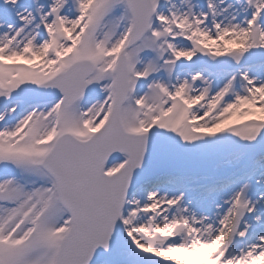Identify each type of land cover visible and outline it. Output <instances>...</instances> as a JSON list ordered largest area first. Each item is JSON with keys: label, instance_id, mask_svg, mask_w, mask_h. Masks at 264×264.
I'll return each mask as SVG.
<instances>
[{"label": "snow or ice", "instance_id": "6c2138e0", "mask_svg": "<svg viewBox=\"0 0 264 264\" xmlns=\"http://www.w3.org/2000/svg\"><path fill=\"white\" fill-rule=\"evenodd\" d=\"M0 264H264V0H0Z\"/></svg>", "mask_w": 264, "mask_h": 264}]
</instances>
